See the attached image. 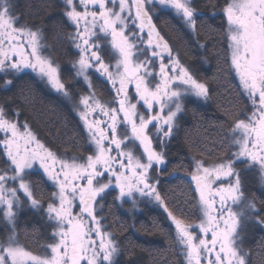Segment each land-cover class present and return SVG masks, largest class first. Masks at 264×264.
Returning <instances> with one entry per match:
<instances>
[{
    "label": "snow or ice",
    "instance_id": "1",
    "mask_svg": "<svg viewBox=\"0 0 264 264\" xmlns=\"http://www.w3.org/2000/svg\"><path fill=\"white\" fill-rule=\"evenodd\" d=\"M157 4L207 48L199 41L195 0H63L62 15L73 28L67 38L76 50L72 79L86 87L77 101L44 28L21 21L11 0H0V73L31 72L72 103L87 145V154H60L0 106V220L7 225L0 264H118L121 246L104 210L135 209L140 198L166 213L186 264H248L242 228L264 229V199L258 205L245 185V173L255 172L264 190V0H224V62L251 107L225 111L222 154L211 157L205 147L192 156L184 169L188 196L171 207L160 191L166 148L186 100L207 101L210 88L153 23L149 5ZM94 77L107 86L105 98L97 95ZM13 82L3 80L5 86ZM25 208L41 221L33 227L43 235L39 251L19 238L17 220Z\"/></svg>",
    "mask_w": 264,
    "mask_h": 264
},
{
    "label": "trees",
    "instance_id": "2",
    "mask_svg": "<svg viewBox=\"0 0 264 264\" xmlns=\"http://www.w3.org/2000/svg\"><path fill=\"white\" fill-rule=\"evenodd\" d=\"M195 3L200 13L197 17L199 41L206 43L207 48L199 47L196 42L197 37L191 34L183 22L177 26L173 23V19L163 17V26L160 29L161 34L163 33L168 41L167 36L175 40L174 47L180 51L183 62L194 68L198 79L205 82L210 88V99L207 100L210 106L205 103L207 104L205 109L207 114L208 109H210L211 116L201 111L191 112L194 120L192 129L176 135V139L171 140L167 145L168 167L165 174L161 176L160 191L169 202L170 207L177 204L178 198L182 200L188 196L189 178L185 176L184 169L191 162L190 157L193 155L200 156L201 150L205 147L209 150L211 157L222 154L220 141L224 138L226 130L215 129L224 123L225 111L237 106H245L246 102L250 105L246 98L240 95L235 75L229 73L228 66L224 62L226 45L222 40L223 17L220 15L224 0H195ZM212 4H218L219 7L213 9ZM25 8L27 14L37 18H42L44 13L48 11L46 3H41L39 0H25ZM214 11L215 15H213ZM55 12L56 9H53L51 15L46 16L51 19L46 25L48 31L58 33L61 24L60 19L55 16ZM55 36L53 39V41L55 40L54 46H58L60 42H57L58 38ZM202 57H207V63L203 61ZM18 91L19 98H24V96L30 98L31 96L26 91H23L24 94L20 89ZM0 106H3L8 113L7 91L1 87ZM43 106L44 104H40V102L33 104L34 113L38 114L34 117L35 121L43 123L49 128L52 127L49 133L59 142L70 144L71 141L75 140L72 127L67 125L61 115L56 113L54 116L49 108L46 109L45 107L43 110ZM215 109L222 116L219 122H215L213 118ZM181 122H183V118H181ZM205 128H209L210 132H203ZM72 145L74 144L65 145V148ZM181 165L183 167H180ZM173 169H176L175 174L169 175ZM245 185L246 189L251 188L248 180ZM109 203H111V199ZM147 204H151L150 209L135 214L133 216L134 221L130 225L123 216L118 221L120 216L115 213L114 207L110 211L106 208L107 220L105 223L109 226V230L114 234L121 231L120 243L123 249L118 257V264H180L182 258L179 254L181 250L174 240V228L167 219V215H164V211L157 204L153 202ZM34 225H41L37 214L26 211L19 214L17 230L20 241L32 250L39 251L43 235L33 232ZM49 230L51 229L47 231ZM241 236V247L245 251L250 248L252 264H264V247H261L264 245V237L259 235V232L255 233L254 231L247 234L241 231Z\"/></svg>",
    "mask_w": 264,
    "mask_h": 264
},
{
    "label": "flooded vegetation",
    "instance_id": "3",
    "mask_svg": "<svg viewBox=\"0 0 264 264\" xmlns=\"http://www.w3.org/2000/svg\"><path fill=\"white\" fill-rule=\"evenodd\" d=\"M37 1V0H36ZM41 3H46L48 6V11L45 12L44 16L42 18L34 17V15H29L26 12L25 8V0H11L12 4L14 5V13L21 17V21H28L31 24L42 26L45 30L46 37H47V43L51 46L49 48V51L51 55L56 58L57 62L61 65L62 70V77L65 80L66 83L70 84L73 89L76 92V99L78 101L79 95L81 94V89L86 91V87L82 85V83H77L72 79L74 75V70L71 67L70 61L75 58L76 50L72 47L71 42L67 38V33L73 31V28L71 25L68 24L66 19L62 15V9H63V0H39ZM149 7L152 9L151 15L153 19V23L156 25L157 29L160 31V29L163 26V17H169L174 20L175 25H180L182 21L177 17L171 10L164 9L160 5H149ZM53 9H56L55 16L60 19L61 29L58 33H53L52 31L47 30L46 23L50 21L51 19L47 18V15H51ZM44 17V18H43ZM166 33V31L164 30ZM161 33V32H160ZM54 35L57 39V42H60V45L54 46ZM163 35V33L161 34ZM169 39L170 45L173 47V49L177 52H179L180 56L181 53L178 51L175 47V40H172L169 36H167ZM12 78L14 80L13 84L11 86H5L3 84L4 79ZM93 82L96 85V92L97 95L101 98H105L107 95V86H102L101 80L99 78L94 77ZM0 87L7 91V102H8V117L14 120H18L20 125H23L25 122H27L31 129L38 135V137L47 145H49L54 151H57L60 154H63L67 150V154L69 156L73 155L74 153H84L87 154V145L84 140L85 132L83 129V125L79 120V116L77 112L74 110L72 103L65 100L62 96L58 95L54 90H52L50 87L47 86L45 82L40 80L38 77L35 76V74L29 72L28 74H20L19 76H6L5 74H0ZM21 90L26 91V93L30 94V98L27 96H24L19 98V91ZM35 102H40V104H44L42 109L46 107L49 108L50 112L55 114L57 113L61 115V117L64 119V121L67 122V125H70L72 127V132H74L75 140L71 141L70 144H74L70 147L65 148V145H70L66 143L59 142L54 136H51V128L47 127L43 123L35 121L34 117L38 114L34 113L33 104ZM208 102L197 99L195 97H190L186 100V111L182 114L181 118H183V122H181L180 119V125H179V131L178 134H183L184 132L192 129L193 127V113L194 111H201L204 114H207L206 106L205 104ZM210 106V104H208ZM246 107L250 108L251 105H249L247 102L245 104ZM197 109V110H195ZM213 118L216 121H220L222 116L218 113V111L214 110ZM210 109H208V114L210 115ZM211 116V115H210ZM186 129V130H185ZM212 129V128H211ZM213 130V129H212ZM215 130H223L222 127H217ZM184 131V132H183ZM203 132H210L209 128L203 129ZM176 139V136L173 138ZM171 139V140H173ZM170 143V142H169ZM168 143V144H169ZM192 159V156L190 157ZM191 161V160H190ZM253 173V172H252ZM248 174V173H245ZM253 184L251 185V188L246 189L249 194L255 193L257 197V203L259 205V202L261 199H264V190H262L259 187V184L256 180V177L253 179ZM161 181V176H160ZM246 182V180H245ZM161 184V183H160ZM110 198V197H109ZM108 198V199H109ZM148 202H153L147 198H143L139 200L138 205L135 209H132L131 204H125L123 206L115 205L114 211L117 213L118 221H120V218L123 216L129 223L134 221L135 214H138L140 211H146L150 209L151 204H147ZM158 205V204H157ZM159 206V205H158ZM107 208V207H106ZM104 210V215L105 211ZM163 210L162 208H160ZM26 212H32V210L25 208L23 211L20 212L23 213ZM132 213V215H130ZM164 213V212H163ZM166 215V213H164ZM166 218V217H165ZM126 221V222H127ZM256 229V230H255ZM51 230H49L50 232ZM250 233V231H254L255 233L259 232V235L264 237V229L260 228L259 226H256L255 224L248 223L242 228V232ZM121 231L116 234L115 232V238L118 240V242H121ZM41 238V237H40ZM121 246V243H120ZM123 248H121L122 251ZM249 256H248V264H252V253L250 252V248H248ZM121 255V254H120Z\"/></svg>",
    "mask_w": 264,
    "mask_h": 264
},
{
    "label": "rangeland",
    "instance_id": "4",
    "mask_svg": "<svg viewBox=\"0 0 264 264\" xmlns=\"http://www.w3.org/2000/svg\"><path fill=\"white\" fill-rule=\"evenodd\" d=\"M1 75L3 74V73H0ZM235 75V74H234ZM236 78V77H235ZM236 81L238 82V80H237V78H236ZM0 166H2V161H0ZM256 177V173L255 172H253V173H251V172H249L248 174H245V178H247V179H245L246 181L248 180V182L250 183V185H252L253 184V179ZM111 199V197L109 198V200ZM141 199H143V198H140L139 200H141ZM0 222H1V225H0V237H2L4 234H5V229H6V227H7V225L2 221V220H0ZM171 224V223H170ZM179 246V245H178ZM180 247V246H179ZM181 250V249H180ZM179 256L182 258L181 259V263L180 264H186V262H185V259H184V256H183V254H182V252L180 251V254H179Z\"/></svg>",
    "mask_w": 264,
    "mask_h": 264
}]
</instances>
